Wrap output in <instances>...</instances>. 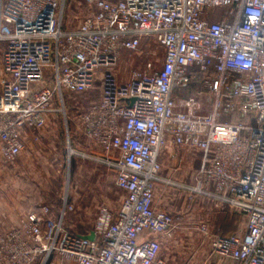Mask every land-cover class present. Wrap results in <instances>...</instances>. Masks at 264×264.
Returning <instances> with one entry per match:
<instances>
[{
    "label": "built area",
    "instance_id": "obj_1",
    "mask_svg": "<svg viewBox=\"0 0 264 264\" xmlns=\"http://www.w3.org/2000/svg\"><path fill=\"white\" fill-rule=\"evenodd\" d=\"M90 1L96 11L67 28V0H0L1 155L15 166L28 131L60 112L68 124L65 97L99 87L74 123L123 198L98 209L93 238L65 225L67 197L57 215L41 206L0 233V264H170L159 236L174 221L156 207L159 184L243 214L240 235L199 229L221 258L264 264V0ZM146 38L163 48L161 66L124 79L123 51ZM169 145L203 153L195 184L162 175Z\"/></svg>",
    "mask_w": 264,
    "mask_h": 264
},
{
    "label": "rangeland",
    "instance_id": "obj_2",
    "mask_svg": "<svg viewBox=\"0 0 264 264\" xmlns=\"http://www.w3.org/2000/svg\"><path fill=\"white\" fill-rule=\"evenodd\" d=\"M95 11L90 0H67L65 24L70 28L77 27ZM1 45L5 43H0V64ZM163 57L161 45L146 38L138 51H123L119 70L125 73L123 78L128 79L131 70H144L149 60L154 61L156 67L161 66ZM190 93L186 90L182 95ZM99 98V87L66 96L68 124L64 113L50 116L44 128L27 132L26 147L16 165H4L0 169V181L12 182L16 202L19 201L25 210L48 205L53 212H58L67 197L74 210L66 215L65 222L81 231L92 228L101 206H107L114 212L118 210L123 193L116 185V172L101 160V151L77 133L74 123L76 110L83 111ZM209 108L202 113H209ZM161 158L164 177L186 185L195 184L194 177L201 162L199 151L169 145ZM156 194V207L168 212L174 221L171 232L159 236L163 243L162 254L169 258L170 264H179L182 252L191 243L210 245L211 239L201 233L200 225L207 223L215 233L217 226L224 223L222 217L227 208H218L207 200L199 206L197 203L206 198H191L190 193L178 186L159 184ZM244 225L241 222L242 231Z\"/></svg>",
    "mask_w": 264,
    "mask_h": 264
},
{
    "label": "crops",
    "instance_id": "obj_3",
    "mask_svg": "<svg viewBox=\"0 0 264 264\" xmlns=\"http://www.w3.org/2000/svg\"><path fill=\"white\" fill-rule=\"evenodd\" d=\"M65 26L67 28H70L66 24ZM1 46L4 47V45H1ZM1 76H2V67L0 64V77ZM173 146L180 147L178 145H173ZM1 148H2V142L0 140V169L3 168L4 165H6L2 160ZM199 152L201 154V161H202L203 153L201 151ZM200 166H201V162H200ZM191 183H189L188 185H192ZM14 189H15V186L12 184V182L3 181V180L0 181V233H3L4 231L8 229L17 227L18 225H20L23 221L27 219V215L29 213L35 212L39 210L40 208L38 206H34L30 209L28 208L25 210L24 207L20 206L19 201L16 202V199H15L16 194L14 192ZM17 196H19V194ZM202 200L204 201L203 202L200 201L197 203L199 206L205 203L206 202L205 200L212 201L209 198L202 199ZM225 208L229 210L228 211L226 210L225 211L226 213H224V216L222 217L224 223L222 225L219 224L217 228L214 230L216 234L230 235V234L236 233L241 230L240 213H238L237 211L231 210L227 205L225 206ZM159 210L165 211L163 209H159ZM54 212H55L54 214L56 215L57 213H59V211L58 212L54 211ZM65 221H66V217H65ZM65 225L69 229L76 231L82 235H89L93 228L92 226V228L89 230L81 231V230H77L75 227L71 226V224H67L66 222H65ZM191 245L190 247H188V249L182 252V257L179 261V264H185L187 262H190L192 264H236L232 260L223 259L220 256L212 253L211 245L197 246L194 243H191ZM174 249H176V247H174ZM163 256L166 257V259H169L166 255H163ZM67 264H75V263L68 262Z\"/></svg>",
    "mask_w": 264,
    "mask_h": 264
},
{
    "label": "trees",
    "instance_id": "obj_4",
    "mask_svg": "<svg viewBox=\"0 0 264 264\" xmlns=\"http://www.w3.org/2000/svg\"><path fill=\"white\" fill-rule=\"evenodd\" d=\"M197 197V196H196ZM240 218H241V222H244L245 223V217L243 214H240ZM242 233V230L236 232V233H233V234H230V235H240Z\"/></svg>",
    "mask_w": 264,
    "mask_h": 264
},
{
    "label": "water",
    "instance_id": "obj_5",
    "mask_svg": "<svg viewBox=\"0 0 264 264\" xmlns=\"http://www.w3.org/2000/svg\"><path fill=\"white\" fill-rule=\"evenodd\" d=\"M88 238H93V234L92 235H89V236H87Z\"/></svg>",
    "mask_w": 264,
    "mask_h": 264
}]
</instances>
